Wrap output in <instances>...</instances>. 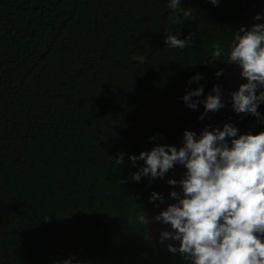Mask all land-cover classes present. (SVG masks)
I'll list each match as a JSON object with an SVG mask.
<instances>
[{
  "label": "trees",
  "instance_id": "obj_1",
  "mask_svg": "<svg viewBox=\"0 0 264 264\" xmlns=\"http://www.w3.org/2000/svg\"><path fill=\"white\" fill-rule=\"evenodd\" d=\"M167 3L0 0V264H184L135 219L172 169L137 182L128 157L175 145L195 112L180 97L216 85L243 0H180L187 20ZM170 31L193 39L169 47ZM221 120L264 131L231 103Z\"/></svg>",
  "mask_w": 264,
  "mask_h": 264
},
{
  "label": "clouds",
  "instance_id": "obj_2",
  "mask_svg": "<svg viewBox=\"0 0 264 264\" xmlns=\"http://www.w3.org/2000/svg\"><path fill=\"white\" fill-rule=\"evenodd\" d=\"M210 3L217 5L219 0ZM167 7L174 14L182 10L185 20L192 15L188 8L180 6V0H168ZM254 19L262 17L257 13ZM178 36L179 33L170 31L165 44L183 49L193 39L191 33L184 39ZM212 55L221 56L219 43L214 45ZM224 60L237 64L240 75L246 79L230 93L232 109L251 114L264 124L258 111L259 105L264 104V23L252 24L250 28L242 25L239 32L234 31ZM221 74L217 71L215 75ZM202 78L197 73L189 82ZM203 90L204 86L199 85L180 97L192 110L203 104L204 112L198 119L224 106L219 85H213L200 99ZM128 158L133 164L137 160L144 162L131 176L137 182L142 176L164 178L175 164L186 169L178 181L167 180L169 185H179V191L169 192L176 202L154 217L172 229H161L159 240L179 242L168 244V252L178 254L184 264H264V131L241 134L230 123H224L222 128L209 125L199 135L184 130L183 145L179 148L156 144L151 150ZM122 162L123 154L116 160L117 164ZM149 199L162 202L163 196L153 191ZM135 219L148 226L152 218L141 211ZM54 264H73V260L66 258Z\"/></svg>",
  "mask_w": 264,
  "mask_h": 264
},
{
  "label": "water",
  "instance_id": "obj_3",
  "mask_svg": "<svg viewBox=\"0 0 264 264\" xmlns=\"http://www.w3.org/2000/svg\"><path fill=\"white\" fill-rule=\"evenodd\" d=\"M259 13L262 17L261 20H255L254 16ZM255 23H264V0H243L242 6V13L240 19V27L243 25L247 28H250L252 24ZM239 32V30H238ZM239 34H243L240 32ZM222 74L218 77L216 85H219L222 90V100L224 106L219 110L212 112L209 111L207 115L203 119H198L201 113L204 112L203 104L198 105L197 109L195 110L188 126L185 130L195 131L197 135L200 134L201 130H203L206 126H213L222 128V120L221 115L226 108L231 103V96L230 93L237 90L239 85L243 82L244 78L240 75V68L237 64L226 61L223 69ZM210 130V129H209ZM230 143V140H229ZM183 145V132L178 138L177 142L175 143V147L179 148ZM186 169L183 165L175 164L168 179H176L177 181L181 179ZM172 190L179 191V185H169L167 182L163 188L162 196L163 201L158 203L154 212L151 215L150 223L147 227V235L148 237L158 243H176L178 241H173L171 239H166L163 242L159 240V231L161 229L172 231L169 225L157 222L154 220V217L159 214L160 211L166 208L168 204L175 203L176 201L173 198L169 197V192Z\"/></svg>",
  "mask_w": 264,
  "mask_h": 264
}]
</instances>
